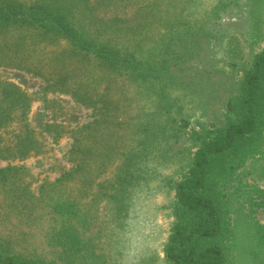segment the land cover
I'll return each instance as SVG.
<instances>
[{
  "label": "trees",
  "instance_id": "obj_1",
  "mask_svg": "<svg viewBox=\"0 0 264 264\" xmlns=\"http://www.w3.org/2000/svg\"><path fill=\"white\" fill-rule=\"evenodd\" d=\"M119 1L0 0V67L30 73L45 81L46 91L70 93L82 104L97 106L93 120L72 132L67 151L71 167L39 195L49 200L47 214L54 221L46 241L60 245L63 257L23 254L11 241L0 239V264H91V244L83 235L98 218L101 203L109 220L122 224L132 211L137 187L145 185L144 194L150 192L149 182L161 177L159 164L183 134L193 150L173 186V220L163 257L169 264H230V227L221 189L264 139V46L242 68L237 92L226 98L222 115L211 124L202 120L191 125L172 92L184 87L177 74L180 65L191 58L202 60L208 48L214 52L218 41L226 40L215 28L217 20L240 0H216L201 9L194 8L199 0H141L125 25L95 13L100 4ZM172 65L177 71L170 70ZM104 81L126 82L135 96L153 100L156 111L137 114L128 123L118 120V106L107 88L96 91ZM28 104L18 86L0 82V159L21 160L41 152L42 144L27 130L10 144L3 142L1 130L16 113L23 119ZM116 126L126 127L123 144L102 149L86 145L93 136L105 139L104 131ZM98 154L99 167L91 177L90 156ZM20 170L1 167L0 185L14 182ZM75 177V193L60 191ZM258 202L264 206V194Z\"/></svg>",
  "mask_w": 264,
  "mask_h": 264
},
{
  "label": "rangeland",
  "instance_id": "obj_2",
  "mask_svg": "<svg viewBox=\"0 0 264 264\" xmlns=\"http://www.w3.org/2000/svg\"><path fill=\"white\" fill-rule=\"evenodd\" d=\"M121 1L113 6L102 3L95 8V13L107 22L118 18L123 25L131 23L135 2H142ZM215 1L199 0L194 8L201 9ZM215 28L224 33L226 40L218 41L214 52L208 48L202 60L191 58L181 64L182 72L177 74L184 87L172 91L173 96L177 93V103L191 125L202 120L208 124L215 122L224 112L226 98L236 94L242 68L264 46V0H240L238 7L232 6L221 14ZM153 32L155 37V27ZM177 68L172 65L170 70L174 72ZM0 82L15 84L29 97L24 118H19L16 113V118L1 130L3 142L10 144L18 138L16 135L27 130L42 144L41 152L31 153L21 160L0 159V168L7 165L22 168L14 182L0 185V239L11 241L14 250L23 254H39L50 259L63 257L60 245H49L46 241L54 221L47 214L49 200L40 199L39 195L71 167L67 151L72 144V132L93 120L97 106L82 104L70 93L46 91L43 79L14 68L0 67ZM111 83L101 82L96 91L104 93L107 88L108 97L118 106V120L128 123L137 114L156 111L153 100L135 96L126 82L118 81L117 86L109 85ZM118 85H121L120 89ZM125 128H109L104 131L105 139L93 136L86 145L102 149L109 143L123 144L127 137ZM187 137L183 134L178 143L171 144L168 157L164 158L166 161L157 167L160 182L156 179L149 182L147 190L150 192L146 195L145 185L137 187V191L143 192L139 191L133 199L132 211L122 224L109 220L107 207L101 203L98 218L83 235L91 244L89 263L169 264L163 257L162 248L173 220V186L177 174L189 163L193 150L188 146ZM98 156H90L91 177L99 167ZM116 162L108 164V169ZM76 183L79 182L75 177L60 191L66 189L75 193ZM8 190L11 200L5 197ZM221 190L230 227L227 241L230 264H264V225L261 223L264 206L258 202V196L264 194V139ZM15 203L21 207L12 209L10 204Z\"/></svg>",
  "mask_w": 264,
  "mask_h": 264
},
{
  "label": "water",
  "instance_id": "obj_3",
  "mask_svg": "<svg viewBox=\"0 0 264 264\" xmlns=\"http://www.w3.org/2000/svg\"><path fill=\"white\" fill-rule=\"evenodd\" d=\"M264 215V214H263ZM264 225V221L261 222Z\"/></svg>",
  "mask_w": 264,
  "mask_h": 264
}]
</instances>
